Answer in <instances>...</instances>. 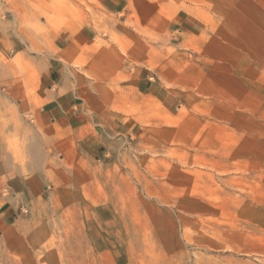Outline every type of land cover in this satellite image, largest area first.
I'll list each match as a JSON object with an SVG mask.
<instances>
[{
	"label": "rangeland",
	"instance_id": "rangeland-1",
	"mask_svg": "<svg viewBox=\"0 0 264 264\" xmlns=\"http://www.w3.org/2000/svg\"><path fill=\"white\" fill-rule=\"evenodd\" d=\"M84 5L0 0V16L24 45V31H37L33 14L51 26L71 16L85 24ZM148 11L157 16L127 22L134 37L108 21L99 37L128 72L178 102L167 111L127 96L125 75L111 82L113 73L93 72L84 106L98 122L132 128L92 162L68 161L44 139L31 62L42 50L7 49L0 146L11 143L19 177H0V264H264V0H153ZM34 156L51 165L50 182L26 180Z\"/></svg>",
	"mask_w": 264,
	"mask_h": 264
},
{
	"label": "crops",
	"instance_id": "crops-1",
	"mask_svg": "<svg viewBox=\"0 0 264 264\" xmlns=\"http://www.w3.org/2000/svg\"><path fill=\"white\" fill-rule=\"evenodd\" d=\"M79 1L85 4L84 17L89 18L88 23L80 24L68 17L62 25L51 26L47 21L41 20L40 14L32 13L39 20L37 31H24L31 34V44L25 41H22L24 45L15 42V38L13 40L10 37L7 22L1 20L0 16V61L7 55L8 48L19 50L18 53H23L28 47L42 50L31 56L32 64L38 67L37 121L53 152L73 163L92 162L99 154L111 152L112 148L128 139L132 128L126 130L127 122L124 121L103 124L101 118L98 122L96 112L84 106L81 98L87 92H94L89 76L93 72L98 71L102 76L107 72L113 73L111 82L118 80V74L125 75L127 86L124 91L127 96L161 105L167 111H172L178 102L176 95L160 82H152L149 75L140 70L128 72L127 60L116 57L112 53L115 49L108 40L99 37L103 22L107 21L112 32L131 34L134 37L133 28L128 27L127 22L133 15L140 17L143 22L151 16L155 18L157 12L151 14L148 11L153 0ZM87 6L92 13L86 12ZM143 24L146 31L151 30V25ZM146 60L147 54L144 52L142 63L145 64ZM119 66L123 67L121 73ZM106 85L102 87L103 90H107ZM118 94L114 93L112 96L117 97ZM101 112L111 115L109 108L103 107Z\"/></svg>",
	"mask_w": 264,
	"mask_h": 264
},
{
	"label": "bare ground",
	"instance_id": "bare-ground-1",
	"mask_svg": "<svg viewBox=\"0 0 264 264\" xmlns=\"http://www.w3.org/2000/svg\"><path fill=\"white\" fill-rule=\"evenodd\" d=\"M15 129H17V128H15ZM10 146H11V143H7V141L4 143L3 146L2 145L0 146V177L2 178L3 181H7V182L9 180H16L19 177L17 174L18 172L14 168L11 167V164H12L11 157L14 154V152H13L14 149H11ZM14 148H16V147H14ZM13 157H15V155ZM46 158H47V156H46ZM10 169H12V170H10ZM21 169L23 171L22 167H21ZM50 169H51L50 164H48L43 159H39L38 156H34V166H31L32 177L28 178L26 180L31 181L33 184L34 183L35 184H42L43 180H45V181L48 180L50 182L51 181V174H50L51 170ZM36 207L38 210H41L43 213H44V210H46V207L41 202H37Z\"/></svg>",
	"mask_w": 264,
	"mask_h": 264
}]
</instances>
